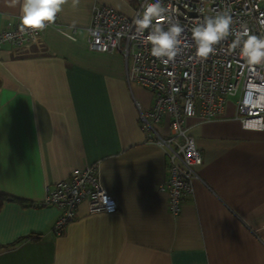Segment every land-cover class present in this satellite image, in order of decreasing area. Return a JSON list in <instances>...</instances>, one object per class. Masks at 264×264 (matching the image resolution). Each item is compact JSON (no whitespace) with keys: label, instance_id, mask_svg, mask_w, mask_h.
<instances>
[{"label":"crops","instance_id":"crops-1","mask_svg":"<svg viewBox=\"0 0 264 264\" xmlns=\"http://www.w3.org/2000/svg\"><path fill=\"white\" fill-rule=\"evenodd\" d=\"M95 4L133 13L126 0H67L40 43L0 51V193L25 203L0 210V264H264V129L244 127L228 101L217 119L187 117L203 162L173 215L158 188L166 151L139 122L153 93L128 83L122 54L90 47ZM21 23V3L0 0V30ZM88 165L119 209L84 202L57 235L46 185Z\"/></svg>","mask_w":264,"mask_h":264},{"label":"built area","instance_id":"built-area-1","mask_svg":"<svg viewBox=\"0 0 264 264\" xmlns=\"http://www.w3.org/2000/svg\"><path fill=\"white\" fill-rule=\"evenodd\" d=\"M150 2L154 0H135L131 15L107 4H95L89 45L94 50L122 54L128 83L139 84L153 93L151 107H139V122L146 139L166 151L168 175L158 188L168 194L169 211L178 215L184 201L194 196L198 177L195 168L203 162L195 137L185 127L186 118L217 119L229 97L234 96L236 117L243 126L264 129V66H248L239 50L233 49V36L217 45L215 54L200 59L191 29L205 17L228 12L235 31L246 28L250 34L264 36V0H162L169 14L185 29L181 51L167 63L150 54L151 45L145 42L147 32L141 34L135 24ZM51 25L56 22L47 27ZM44 30H25L22 23L6 27L0 30V51L6 43L17 48L40 43ZM166 117L170 120L168 135L157 129ZM84 202L91 214L119 209L116 198L104 186L97 165L75 169L69 177L46 185L43 204L59 211L54 224L57 235L63 234L76 219Z\"/></svg>","mask_w":264,"mask_h":264},{"label":"clouds","instance_id":"clouds-1","mask_svg":"<svg viewBox=\"0 0 264 264\" xmlns=\"http://www.w3.org/2000/svg\"><path fill=\"white\" fill-rule=\"evenodd\" d=\"M66 2L67 0H12L13 4L21 3L22 24L25 30L32 31H42L53 23ZM135 24L141 34L147 32L145 42L151 45L150 54L153 57L167 63L181 51L185 29L169 14L162 0L147 3ZM261 25L264 26V21H261ZM191 33L196 54L202 60L215 54L216 46L233 36V49L239 50L248 66H264V36L250 34L246 28L242 32L235 31L233 18L228 12L205 17L203 22L191 29Z\"/></svg>","mask_w":264,"mask_h":264},{"label":"trees","instance_id":"trees-1","mask_svg":"<svg viewBox=\"0 0 264 264\" xmlns=\"http://www.w3.org/2000/svg\"><path fill=\"white\" fill-rule=\"evenodd\" d=\"M131 5H135V0H127ZM6 201H16L22 204H25L23 201H21L20 199L13 197L11 195L5 194V193H0V210L3 206V204Z\"/></svg>","mask_w":264,"mask_h":264},{"label":"rangeland","instance_id":"rangeland-1","mask_svg":"<svg viewBox=\"0 0 264 264\" xmlns=\"http://www.w3.org/2000/svg\"><path fill=\"white\" fill-rule=\"evenodd\" d=\"M231 103L236 106L237 105V97H234V96L229 97L228 104H231Z\"/></svg>","mask_w":264,"mask_h":264}]
</instances>
